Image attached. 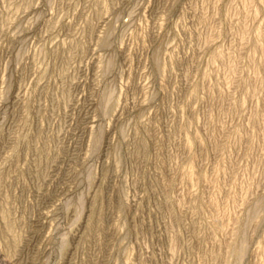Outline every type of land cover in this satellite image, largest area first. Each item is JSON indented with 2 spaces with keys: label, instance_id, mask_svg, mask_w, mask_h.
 Masks as SVG:
<instances>
[{
  "label": "rangeland",
  "instance_id": "obj_1",
  "mask_svg": "<svg viewBox=\"0 0 264 264\" xmlns=\"http://www.w3.org/2000/svg\"><path fill=\"white\" fill-rule=\"evenodd\" d=\"M0 264H264V0H0Z\"/></svg>",
  "mask_w": 264,
  "mask_h": 264
}]
</instances>
